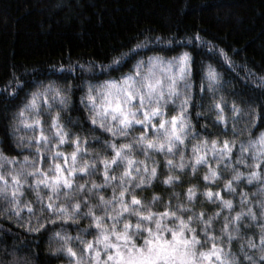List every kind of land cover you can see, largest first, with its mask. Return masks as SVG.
Returning <instances> with one entry per match:
<instances>
[{"label": "trees", "instance_id": "1", "mask_svg": "<svg viewBox=\"0 0 264 264\" xmlns=\"http://www.w3.org/2000/svg\"><path fill=\"white\" fill-rule=\"evenodd\" d=\"M184 52L191 57L187 80L190 88L185 89L183 83L178 86L182 93L186 91L191 96L187 113L191 131L186 147L181 146L179 151L183 152L187 166L183 171L174 168L170 172L166 159L179 163V151L174 156L153 153L147 162L149 167L155 162L158 175L150 185L135 189L137 197L153 211L161 212L169 204L173 208L187 204V189L195 186L196 199L188 207L197 214L203 211L206 216H213L221 209L219 201H209L203 195L207 184L234 205L231 212L224 209L213 220L211 230L217 236L221 235L225 217L247 212V207L259 214L262 192L257 182H240L235 193L224 191V182L233 175V168L245 174L250 170L235 162L241 155V144L247 147L250 140L264 134V0H0V157L7 158H0L3 168L15 166L14 170H18L25 156L32 159L36 149L27 145L34 133L20 124L17 117L32 93L53 87L66 90L67 106L53 103L50 109L41 107L39 119L46 134L55 144L48 125L51 117L59 113L60 123L69 135L81 137V156L90 161L96 158L97 167L102 170L99 159L112 155L107 143H120L125 138L114 137L100 128L98 118L96 125L91 123V108L86 99L89 86L96 88L105 82L118 81L130 74L137 62L152 56L172 58ZM114 60L119 63H113ZM209 68L218 77L214 91L208 90ZM215 102H221L224 107L227 128L216 124ZM233 102L241 109L235 118L231 113ZM178 111L179 100L168 103L164 108L165 118ZM134 128L136 131L128 140L140 135V126ZM213 138L221 143L225 139L235 140V147L232 164L228 168L220 166L221 179L206 182L203 180L206 166H198L195 173L190 167L192 146ZM57 147L67 153L72 151L70 141ZM132 155L136 160L146 159L139 146L134 147ZM243 156L249 164V151ZM208 159L217 167L211 154ZM9 160L17 163L10 164ZM122 168L123 165L118 173ZM169 174L179 175L180 180L165 185L163 180ZM92 181L102 183V173L83 177L78 183L87 182L90 186ZM46 192L41 186L44 203ZM101 192L105 198L112 195L110 187ZM241 193L246 194V206L241 204ZM153 196L158 199L153 201ZM22 201L32 204L35 216L26 208L20 217L11 215L9 205L0 198V264H69L71 257L60 251L61 238L71 237L69 243L78 252L81 239H93L96 230L89 227L87 219L76 223H46L38 231H29V225L36 227L37 217L43 215L41 204L28 185ZM96 202V199L89 201ZM243 224L231 245L238 259L240 244L246 245L248 239L259 243V224L247 219ZM193 226L198 231L203 227L195 221ZM245 251L258 260V251L246 247ZM243 264L250 262L245 260Z\"/></svg>", "mask_w": 264, "mask_h": 264}, {"label": "snow or ice", "instance_id": "2", "mask_svg": "<svg viewBox=\"0 0 264 264\" xmlns=\"http://www.w3.org/2000/svg\"><path fill=\"white\" fill-rule=\"evenodd\" d=\"M113 63L119 61L114 60ZM161 65H165V62L156 58L149 61L146 72L142 71V65L138 64L137 71L125 75L119 83L105 82L98 89L89 86L86 99L91 105V123L96 125L99 117L100 128L114 137L125 138V141L120 143H107V147L112 149V155L110 158L99 159V163L103 165L102 170L97 167L96 158L90 161L81 156V137L69 135L60 123L59 113L51 117V123L48 125V130L54 133L55 144H52L44 124L39 119L42 106L45 109H50L53 103L67 106L66 90L48 87L43 92L32 93L17 119L34 133L27 146L35 147L36 151L31 160L28 156L24 157V162L18 170L9 171L7 175L0 173V198L9 205L11 215L20 217L22 210L26 208L30 215L35 216L32 204L22 201L25 185H28L41 204L40 212L43 214L37 217L36 227L29 225V231H38L44 228L46 223H76L78 220L87 219L89 227L95 228L96 231L91 241L80 240L82 247L79 252L70 245L71 237L61 238L63 244L60 251L71 257L70 264H243L245 260L250 264H264V223H260L264 220V201L260 202L259 214L252 207H247V212L239 211L235 216L225 217L221 235L217 236L211 230L213 220L220 216L224 209L231 212L234 205L231 199H225L219 191L213 192L207 184L203 195L209 201H219L221 209L213 216H206L203 211L197 214L188 207L196 199L195 186L187 189V204L181 203L175 208L169 204L161 212L153 211L150 205L143 204L137 197L135 189L150 185L158 175L155 162L151 167L147 162L152 158V154L176 155L181 146L186 147L185 141L191 131V121L187 114L191 96L186 91L182 93L178 86L180 82H184L185 89L190 88L187 80L191 73V57L184 52L167 61L164 67V71L168 73L166 85L153 72L154 68ZM217 78V73L209 68L206 75L209 91L215 90ZM98 98L100 103H97ZM177 100L178 113L165 118L164 108L168 103H175ZM214 107L216 124H223L227 128L228 121L222 103L215 102ZM26 112L29 113L27 117ZM240 112L241 109L233 102V118ZM106 120L114 123L106 126ZM235 123L233 119V124ZM135 125L140 126V135L132 136V139L128 140L127 137L136 131ZM224 134L227 135L226 132ZM20 139L23 142V137ZM69 141L72 145L70 153L58 149V145ZM135 146L141 147L145 160H136L133 157ZM234 147L235 140L225 139L221 143L215 138L210 142L205 139L194 144L190 165L192 172L195 173L198 166L203 165L207 167L204 181L220 180V166L228 168L232 164ZM252 149L253 163L249 165L243 153ZM83 151L86 153L87 150ZM240 152L241 155L236 157L235 162L244 164L250 170L245 174L233 168V175L224 182V191L229 193H235L236 185L243 181L248 184L255 181L264 185V134L255 141L250 140L248 147L241 144ZM209 154L217 167L212 166L208 159ZM179 155V163L166 159L165 163L170 172L174 168L180 171L186 168L183 152L179 151ZM8 163L17 162L9 160ZM121 165L123 168L118 173ZM97 172L103 175L102 183L92 181L90 186L87 182L78 183L79 179L90 177ZM179 180V175L169 174L163 183L171 185ZM41 186L47 190L46 203L40 194ZM109 187L112 189V195L105 198L101 189ZM245 196V193H241L242 206L247 205ZM93 199L97 202L90 204L89 201ZM152 199L155 201L158 197L153 196ZM245 219L259 224V243L248 239L246 245L240 244L238 259L237 255L232 253L231 245L244 227ZM194 221L203 225L199 231L193 226ZM57 235L59 236V233ZM245 247L254 252L258 251V260L249 255Z\"/></svg>", "mask_w": 264, "mask_h": 264}, {"label": "rangeland", "instance_id": "3", "mask_svg": "<svg viewBox=\"0 0 264 264\" xmlns=\"http://www.w3.org/2000/svg\"><path fill=\"white\" fill-rule=\"evenodd\" d=\"M183 54V53H182ZM181 55V54H180ZM179 56V55H178ZM156 58H160L161 60H163L164 62H165V65H166V63H167V61H169V60H171L172 58H163V57H156V56H152V57H150V58H148L147 60H141V61H139V62H137V64L135 65V67H134V69H133V71L130 73V74H133V73H135L136 71H137V65L139 64V65H142V71H144V72H146L147 71V69H148V67H149V61L150 60H154V59H156ZM165 65H161V66H158V67H156V68H154L153 69V72L155 73V76L157 77V78H160V79H162L163 81H164V83H165V85L167 84V75H168V73L167 72H165L164 71V67H165ZM173 71H175V68H173ZM129 75V74H128ZM124 78V77H123ZM123 78H121L120 80H118V81H111V82H116V83H119ZM184 84V82H180V84ZM105 84V83H104ZM101 85H103V84H101ZM101 85H99L98 87H96V89H98V88H100V86ZM181 89V88H180ZM97 103H100V100H99V98L97 99ZM90 108H91V105H90ZM98 120H100V118L98 117ZM105 123H106V126H107V124H109V123H114V122H111V121H105ZM261 134H263V133H261ZM261 134H259L257 137H255L254 139H252L253 141H255ZM249 144V143H248ZM248 147V146H247ZM253 151H254V149H252V150H249V155H250V163H249V165H251L252 163H253V161H252V159H251V157H252V155H253ZM1 164V163H0ZM2 165V164H1ZM13 167V166H12ZM6 168V167H5ZM14 169H17V168H15V166L13 167ZM19 168V167H18ZM14 169H4L3 168V165H2V167L0 166V173H3V174H5V175H7L8 174V172L9 171H13ZM258 183V182H257ZM258 187L260 188V190H261V195H262V201H264V191H262V189H264V185H260L259 183H258ZM69 264H70V262H69Z\"/></svg>", "mask_w": 264, "mask_h": 264}]
</instances>
